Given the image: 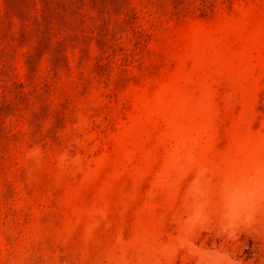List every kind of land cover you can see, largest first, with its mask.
I'll return each instance as SVG.
<instances>
[{
	"label": "rangeland",
	"instance_id": "1",
	"mask_svg": "<svg viewBox=\"0 0 264 264\" xmlns=\"http://www.w3.org/2000/svg\"><path fill=\"white\" fill-rule=\"evenodd\" d=\"M0 264H264V0H0Z\"/></svg>",
	"mask_w": 264,
	"mask_h": 264
}]
</instances>
